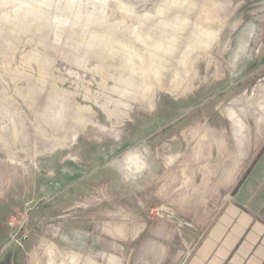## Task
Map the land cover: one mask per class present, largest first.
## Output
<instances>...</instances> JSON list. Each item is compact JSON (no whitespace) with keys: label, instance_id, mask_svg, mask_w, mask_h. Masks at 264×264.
Wrapping results in <instances>:
<instances>
[{"label":"rangeland","instance_id":"obj_1","mask_svg":"<svg viewBox=\"0 0 264 264\" xmlns=\"http://www.w3.org/2000/svg\"><path fill=\"white\" fill-rule=\"evenodd\" d=\"M263 167L264 0H0V264H182Z\"/></svg>","mask_w":264,"mask_h":264},{"label":"crops","instance_id":"obj_2","mask_svg":"<svg viewBox=\"0 0 264 264\" xmlns=\"http://www.w3.org/2000/svg\"><path fill=\"white\" fill-rule=\"evenodd\" d=\"M238 174L233 179L235 184L225 194L212 195L218 202L213 208L209 204L194 206L191 202L186 209L173 208L179 213L203 214L193 218L189 229L192 234L195 232L193 235H201L204 230L203 244L189 249L182 264H264V195L259 198L258 192L253 195L250 191L255 177L261 178L256 176L254 167L248 188L244 182L242 185ZM260 175L264 177V167Z\"/></svg>","mask_w":264,"mask_h":264},{"label":"water","instance_id":"obj_3","mask_svg":"<svg viewBox=\"0 0 264 264\" xmlns=\"http://www.w3.org/2000/svg\"><path fill=\"white\" fill-rule=\"evenodd\" d=\"M162 210L168 214H170L172 217H174L175 219H177L179 222L183 223V224H187V222H185L182 218H180L174 211H172L170 208L164 207L162 208Z\"/></svg>","mask_w":264,"mask_h":264},{"label":"bare ground","instance_id":"obj_4","mask_svg":"<svg viewBox=\"0 0 264 264\" xmlns=\"http://www.w3.org/2000/svg\"><path fill=\"white\" fill-rule=\"evenodd\" d=\"M127 156H128V155H127ZM129 156H130V155H129ZM137 159H138L137 156H136V157L134 156V158L131 160L132 163H136Z\"/></svg>","mask_w":264,"mask_h":264}]
</instances>
